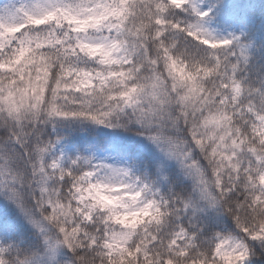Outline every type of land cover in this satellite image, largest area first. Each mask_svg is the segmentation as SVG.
<instances>
[{
    "label": "snow or ice",
    "instance_id": "6c2138e0",
    "mask_svg": "<svg viewBox=\"0 0 264 264\" xmlns=\"http://www.w3.org/2000/svg\"><path fill=\"white\" fill-rule=\"evenodd\" d=\"M210 8L0 0V264H264V43Z\"/></svg>",
    "mask_w": 264,
    "mask_h": 264
},
{
    "label": "clouds",
    "instance_id": "9594fccd",
    "mask_svg": "<svg viewBox=\"0 0 264 264\" xmlns=\"http://www.w3.org/2000/svg\"><path fill=\"white\" fill-rule=\"evenodd\" d=\"M258 63L261 65L259 68H258V71L264 75V61H258ZM219 108V105H214L213 106V109H218ZM198 123V122H197ZM223 131V128L217 130L215 128H208V129H201V134L207 139L210 135L212 134H215V135H219L221 132ZM85 132L87 133V128L85 129ZM211 146V145H209ZM97 219L98 220H101L103 219V216L102 214H98L97 216ZM116 231H120V229H115ZM256 259H259V255L257 254Z\"/></svg>",
    "mask_w": 264,
    "mask_h": 264
}]
</instances>
